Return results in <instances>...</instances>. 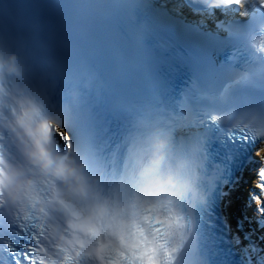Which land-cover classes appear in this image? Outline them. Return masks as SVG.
Listing matches in <instances>:
<instances>
[{"label":"clouds","instance_id":"obj_1","mask_svg":"<svg viewBox=\"0 0 264 264\" xmlns=\"http://www.w3.org/2000/svg\"><path fill=\"white\" fill-rule=\"evenodd\" d=\"M202 2L210 14L221 13L217 26L225 16L247 25L264 13V0ZM47 7L59 10L62 39L86 38L94 25L116 17L144 27L139 11L148 6L59 0ZM255 24L252 43L264 58V19ZM129 35L130 49L115 48L101 76L78 47L34 48L0 20V264H210L194 215L207 203L203 145L174 148L175 117L165 116L166 105L173 94L185 101L195 92L230 113L264 115V64L222 70V86L209 91L200 86L205 69L198 54L186 50L198 70L173 93L142 36ZM100 110L124 118L114 144ZM224 116L208 112L213 122ZM237 121L245 126L239 116L227 123ZM255 154L264 162V140ZM254 203L264 216V200ZM26 228L33 230L30 260L25 252L9 260L13 230Z\"/></svg>","mask_w":264,"mask_h":264},{"label":"snow or ice","instance_id":"obj_2","mask_svg":"<svg viewBox=\"0 0 264 264\" xmlns=\"http://www.w3.org/2000/svg\"><path fill=\"white\" fill-rule=\"evenodd\" d=\"M241 140H242L244 143H247V141H248V137H247L246 133H241ZM234 142H235V141H234ZM262 163H264V162H262ZM256 175L259 176V177L261 178V180H262V183H261V185H260V188H261V191L264 192V168L259 169V170L257 171ZM251 198H253V199H258V197H255V196H253V197H251ZM26 249H27V250L25 251V258L28 259V260H30V255H29V253H30V251H31V245H27V246H26Z\"/></svg>","mask_w":264,"mask_h":264},{"label":"rangeland","instance_id":"obj_3","mask_svg":"<svg viewBox=\"0 0 264 264\" xmlns=\"http://www.w3.org/2000/svg\"><path fill=\"white\" fill-rule=\"evenodd\" d=\"M261 207H264V205H261ZM251 212L254 213L255 211L251 209Z\"/></svg>","mask_w":264,"mask_h":264},{"label":"bare ground","instance_id":"obj_4","mask_svg":"<svg viewBox=\"0 0 264 264\" xmlns=\"http://www.w3.org/2000/svg\"><path fill=\"white\" fill-rule=\"evenodd\" d=\"M262 168H264V163H263V167Z\"/></svg>","mask_w":264,"mask_h":264}]
</instances>
